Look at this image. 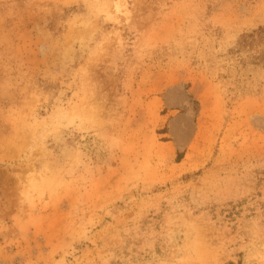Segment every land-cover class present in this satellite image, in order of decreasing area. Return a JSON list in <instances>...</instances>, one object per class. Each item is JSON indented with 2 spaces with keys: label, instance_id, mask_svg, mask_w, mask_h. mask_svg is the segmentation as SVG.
Returning a JSON list of instances; mask_svg holds the SVG:
<instances>
[{
  "label": "rangeland",
  "instance_id": "rangeland-1",
  "mask_svg": "<svg viewBox=\"0 0 264 264\" xmlns=\"http://www.w3.org/2000/svg\"><path fill=\"white\" fill-rule=\"evenodd\" d=\"M259 27L264 0H0V264H264Z\"/></svg>",
  "mask_w": 264,
  "mask_h": 264
},
{
  "label": "trees",
  "instance_id": "trees-1",
  "mask_svg": "<svg viewBox=\"0 0 264 264\" xmlns=\"http://www.w3.org/2000/svg\"><path fill=\"white\" fill-rule=\"evenodd\" d=\"M263 42H264L263 28L259 27L258 29L253 30L251 33L244 35L240 39L238 46L244 47L246 45V46H254L256 48Z\"/></svg>",
  "mask_w": 264,
  "mask_h": 264
}]
</instances>
